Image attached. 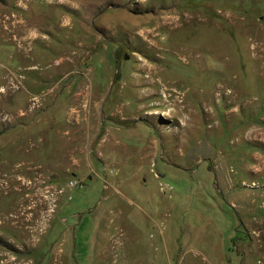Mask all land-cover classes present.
I'll return each mask as SVG.
<instances>
[{"label":"rangeland","instance_id":"1","mask_svg":"<svg viewBox=\"0 0 264 264\" xmlns=\"http://www.w3.org/2000/svg\"><path fill=\"white\" fill-rule=\"evenodd\" d=\"M258 157L264 0H0L16 264H264Z\"/></svg>","mask_w":264,"mask_h":264},{"label":"bare ground","instance_id":"2","mask_svg":"<svg viewBox=\"0 0 264 264\" xmlns=\"http://www.w3.org/2000/svg\"><path fill=\"white\" fill-rule=\"evenodd\" d=\"M254 134L259 135L261 133L259 131H255ZM261 136H263V134ZM256 161H258V164H261V165L264 164L263 158H261V157H258L256 159ZM8 256H6L5 254H0V258H3L5 260V262H6V264H16L17 263V260L10 259Z\"/></svg>","mask_w":264,"mask_h":264},{"label":"built area","instance_id":"3","mask_svg":"<svg viewBox=\"0 0 264 264\" xmlns=\"http://www.w3.org/2000/svg\"><path fill=\"white\" fill-rule=\"evenodd\" d=\"M75 186V183H72V187H74Z\"/></svg>","mask_w":264,"mask_h":264}]
</instances>
